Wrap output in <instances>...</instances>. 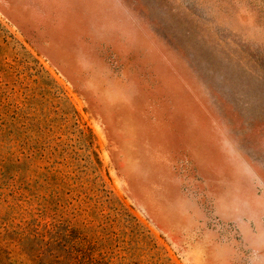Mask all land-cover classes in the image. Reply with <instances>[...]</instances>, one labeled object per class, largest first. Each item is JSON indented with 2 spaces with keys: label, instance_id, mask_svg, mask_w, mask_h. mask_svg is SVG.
<instances>
[{
  "label": "rangeland",
  "instance_id": "374dc122",
  "mask_svg": "<svg viewBox=\"0 0 264 264\" xmlns=\"http://www.w3.org/2000/svg\"><path fill=\"white\" fill-rule=\"evenodd\" d=\"M264 264V0H0V264Z\"/></svg>",
  "mask_w": 264,
  "mask_h": 264
},
{
  "label": "trees",
  "instance_id": "16d2710c",
  "mask_svg": "<svg viewBox=\"0 0 264 264\" xmlns=\"http://www.w3.org/2000/svg\"><path fill=\"white\" fill-rule=\"evenodd\" d=\"M52 251L47 255H44V252L40 251L35 253L32 260L35 264H94L95 259L90 257V259H81L78 256H65L56 249H51ZM107 264V263H104Z\"/></svg>",
  "mask_w": 264,
  "mask_h": 264
}]
</instances>
